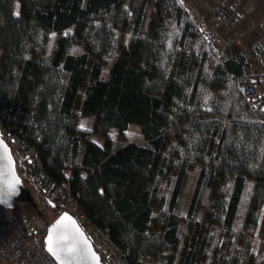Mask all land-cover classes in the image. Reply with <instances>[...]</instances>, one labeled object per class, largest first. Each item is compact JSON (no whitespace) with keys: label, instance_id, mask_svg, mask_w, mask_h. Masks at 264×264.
I'll return each instance as SVG.
<instances>
[{"label":"trees","instance_id":"1","mask_svg":"<svg viewBox=\"0 0 264 264\" xmlns=\"http://www.w3.org/2000/svg\"><path fill=\"white\" fill-rule=\"evenodd\" d=\"M262 55L212 47L180 0H0V129L23 182L15 138L130 264H264V91L240 85Z\"/></svg>","mask_w":264,"mask_h":264},{"label":"built area","instance_id":"2","mask_svg":"<svg viewBox=\"0 0 264 264\" xmlns=\"http://www.w3.org/2000/svg\"><path fill=\"white\" fill-rule=\"evenodd\" d=\"M190 19L215 49L227 51L232 47H243L248 30L264 32V19H248L253 6L246 0H180ZM245 25V26H244ZM242 91L250 106L264 91L255 82L244 78ZM20 161L25 165L33 190L39 191L47 202H54L78 221L105 264H130L123 250L96 225L80 208L70 192L68 183H59L49 178L36 153L21 138L13 139ZM47 223L34 218L13 219L0 216V264H57L43 243Z\"/></svg>","mask_w":264,"mask_h":264},{"label":"water","instance_id":"3","mask_svg":"<svg viewBox=\"0 0 264 264\" xmlns=\"http://www.w3.org/2000/svg\"><path fill=\"white\" fill-rule=\"evenodd\" d=\"M0 142H2V144H0V205L10 209L14 207L16 201L28 202L37 209L38 215L42 217V212L37 208V203L34 200L30 188L25 185L22 177L17 171L12 146L3 137L1 129ZM49 204L54 208L57 206L54 202H50ZM65 214L71 219L65 221L54 233V243L56 240L60 241L58 247L62 249L60 255L64 264H105L76 218L66 210L59 211L47 224L43 236L45 249V241L49 235V230L53 228L56 221ZM72 221L75 223L73 224ZM69 248L72 249L71 252L66 251ZM53 259L57 264H60L54 257Z\"/></svg>","mask_w":264,"mask_h":264},{"label":"rangeland","instance_id":"4","mask_svg":"<svg viewBox=\"0 0 264 264\" xmlns=\"http://www.w3.org/2000/svg\"><path fill=\"white\" fill-rule=\"evenodd\" d=\"M190 1H193L195 3L197 2V0H190ZM246 1H249L252 4V6L254 7L253 0H246ZM259 15H261V14H259ZM248 19H256V20L264 19V15H261V17H257V18L252 17V15H251V18H248ZM254 39H259V40L260 39H264V32H262V31H260L258 29L248 30L246 32L245 36H244V39H243V47H232L228 51H238V50L245 49L246 47L248 48V43L250 44V42L253 41ZM262 66H264V65L260 64L259 61H256V62H253V67L251 68V71H253L254 73L260 72L262 74L261 78L257 77L256 75L245 77L246 79L253 80L255 82V84H256V86H257L259 91H261L260 85L264 81V69L261 68ZM93 120H94V115H87V116L81 117L80 120H79V126L82 127V128H85V129H90L92 124H93ZM110 132H111V134L115 135L117 133V128L112 127L110 129ZM92 137H93V139L96 142H102L103 141V136H101V135L93 134ZM124 138H125V140H130V141L131 140L132 141H140L142 139V136H141V133H140V131H139L137 126L130 125L127 128L126 132H125ZM15 154H17V152ZM197 173H198L197 169L192 172L191 178L185 184L184 189H183L182 193L180 194L179 202H178V208H179V210L182 213L186 212V207H187L188 201L190 199V194H191L192 189L194 187V183H195V179H196ZM26 186H28L30 188L31 187V183L27 182ZM31 189H32V187H31ZM32 191H33V189H32ZM159 191H160V193L166 191V189H165V179H162ZM34 200L36 201L37 205L41 204L38 201L39 199H38L37 196L34 197ZM30 205H32V204H30L28 202H20V201H16L14 207L10 208V209L4 208V207H2L0 205V216L3 217V218L17 217V218L20 219L23 216L25 217L26 214L31 213L33 208H31ZM60 211H61V209H60ZM56 215H57V213L55 211L44 209L43 210V214H42V218H44V220L48 224L49 221H51ZM26 218H28V217H26ZM13 219H15V218H13ZM220 239H221V237L218 238L217 242H219ZM253 249L254 248L252 247L251 250H253ZM245 264H249V257H248V260L245 261Z\"/></svg>","mask_w":264,"mask_h":264},{"label":"snow or ice","instance_id":"5","mask_svg":"<svg viewBox=\"0 0 264 264\" xmlns=\"http://www.w3.org/2000/svg\"><path fill=\"white\" fill-rule=\"evenodd\" d=\"M0 144H2V142H0ZM71 218L67 216V214H65L64 216H62L59 220L56 221V224L53 226V228H51L49 230V235L46 238V250L50 253V255H52L57 261L60 262V264H64L63 260L61 259V255L60 252L62 251V249H60L58 247L59 245V240H56L54 243V233L57 230V228L59 226H61L65 221L70 220ZM72 223L74 224L75 222L72 221ZM62 239V238H61ZM67 252H71L72 249L69 248L66 250Z\"/></svg>","mask_w":264,"mask_h":264},{"label":"crops","instance_id":"6","mask_svg":"<svg viewBox=\"0 0 264 264\" xmlns=\"http://www.w3.org/2000/svg\"><path fill=\"white\" fill-rule=\"evenodd\" d=\"M253 4H254V7H253V12L251 13L252 17H261V15H264V0H253ZM261 14V15H259ZM251 15H249L248 18H251ZM259 15V16H258ZM259 41L260 44L264 47V39H254L253 41L250 42L251 43H255ZM249 45V43H248ZM259 62L260 64L264 65V55H262L259 59ZM262 69H264V66L261 67Z\"/></svg>","mask_w":264,"mask_h":264}]
</instances>
